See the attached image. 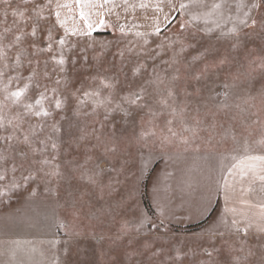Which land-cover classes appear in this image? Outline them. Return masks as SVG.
I'll return each instance as SVG.
<instances>
[{
    "label": "snow or ice",
    "instance_id": "1",
    "mask_svg": "<svg viewBox=\"0 0 264 264\" xmlns=\"http://www.w3.org/2000/svg\"><path fill=\"white\" fill-rule=\"evenodd\" d=\"M201 147L219 174L177 214L193 185L152 164ZM13 198L53 206L46 264H83L85 240L96 264H264V0H0V204ZM19 247L0 244L7 264Z\"/></svg>",
    "mask_w": 264,
    "mask_h": 264
},
{
    "label": "rangeland",
    "instance_id": "2",
    "mask_svg": "<svg viewBox=\"0 0 264 264\" xmlns=\"http://www.w3.org/2000/svg\"><path fill=\"white\" fill-rule=\"evenodd\" d=\"M177 151L179 155L174 151V159L171 160L167 157H157L152 164L154 169L152 177L154 178L157 174H162L164 170H167L174 173V177L168 181L173 187H177L180 181H186L193 185L192 189H186L183 194L179 193V191L177 192L174 205L175 211L180 214L184 211V208L181 207L182 200L194 199L197 195L196 189L205 183L210 175L219 174L220 163L213 158L212 153L206 147H201L199 152ZM213 168L216 169L215 173L211 171ZM151 185L152 179L146 177L143 180L142 195L140 196L142 207L146 210H150L152 204ZM65 188H68L67 184ZM41 192H43L42 187ZM61 203H63V200H61ZM98 207L99 204L93 200L92 204L84 209V212H95ZM20 217H54L53 206L48 204L43 198H37L34 201L13 198L9 204H0V229L12 232L19 225ZM83 223L88 226V219H84ZM202 226L201 222L193 221L182 227L186 229L188 234H191L201 231ZM99 252V245L91 240H85L82 241L79 255L75 258L83 262V264H96L101 259Z\"/></svg>",
    "mask_w": 264,
    "mask_h": 264
},
{
    "label": "crops",
    "instance_id": "3",
    "mask_svg": "<svg viewBox=\"0 0 264 264\" xmlns=\"http://www.w3.org/2000/svg\"><path fill=\"white\" fill-rule=\"evenodd\" d=\"M53 223L54 217H20L19 225L12 232L0 229V244L19 242L20 247L14 264H19L20 261L23 264H46L42 253L46 251L47 241L55 232V228L51 227ZM32 249H35L34 253ZM0 252H3L2 248ZM7 261L8 256L0 254V264H7Z\"/></svg>",
    "mask_w": 264,
    "mask_h": 264
}]
</instances>
